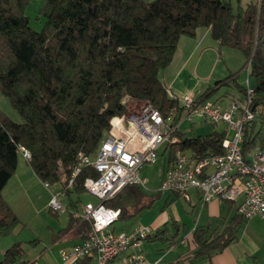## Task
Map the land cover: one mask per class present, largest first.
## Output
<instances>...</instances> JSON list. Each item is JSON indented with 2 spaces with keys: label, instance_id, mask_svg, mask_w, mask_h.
Here are the masks:
<instances>
[{
  "label": "trees",
  "instance_id": "1",
  "mask_svg": "<svg viewBox=\"0 0 264 264\" xmlns=\"http://www.w3.org/2000/svg\"><path fill=\"white\" fill-rule=\"evenodd\" d=\"M31 1L0 0V92L22 119L15 122L0 110V240L22 226L2 196L18 171L20 147L31 152L29 165L44 184L60 185L68 196L87 193L85 181L99 176L91 166L82 168L68 187L79 156L98 153L112 120L129 111L125 99L151 104L165 115L183 114L161 74L173 62L180 39L195 37L200 29H209L221 47L245 57L243 69H249L255 90V120L244 127L242 151L248 158L256 149V124L264 119V0H250L237 12L232 2L241 0H45L42 13L47 20L41 32L31 28L26 15ZM237 75L217 85L234 80L238 86ZM210 91L199 100L206 101ZM175 135L180 142L168 146L171 162L180 149L203 158L225 153L224 132ZM160 193L128 185L105 205L120 210L118 221L128 222L150 209ZM77 220L81 218L72 219L69 227ZM83 225L85 240L92 226ZM237 231L230 226L208 238L197 231L198 256L224 250ZM24 255L23 243H15L0 264H31Z\"/></svg>",
  "mask_w": 264,
  "mask_h": 264
},
{
  "label": "built area",
  "instance_id": "2",
  "mask_svg": "<svg viewBox=\"0 0 264 264\" xmlns=\"http://www.w3.org/2000/svg\"><path fill=\"white\" fill-rule=\"evenodd\" d=\"M249 85L248 81L245 102L233 100L226 109L210 100L197 105V98L191 94L180 100L186 119L198 117L214 125L227 124L233 135L224 140L223 155L203 158L176 150L162 180L161 192L180 193L188 198L190 190H197L203 205L216 198L241 199L238 212L244 220L256 217L264 220V145L256 148L248 158L242 151L244 127L255 120ZM130 102L125 99V103ZM134 105V110L129 109L112 120V128L93 158L79 156V165L68 187H73L82 168L93 167L99 176L88 178L84 186L98 203L83 206L80 217L91 224L92 232L80 244L60 250L66 263L95 257L96 264H158L148 261L141 251L144 241L153 235V229L140 225L130 232L117 233L114 225L119 220L120 210L107 207L105 202L128 185L146 187V180L141 178L144 165L156 163L158 151L166 143L180 142L175 134L184 112L180 116L175 113L165 115L148 103ZM20 152L28 162L31 161L29 150L20 147ZM64 194L61 191L51 193L49 209L55 214L67 211L61 199ZM125 253L129 255L118 263L117 259Z\"/></svg>",
  "mask_w": 264,
  "mask_h": 264
},
{
  "label": "crops",
  "instance_id": "3",
  "mask_svg": "<svg viewBox=\"0 0 264 264\" xmlns=\"http://www.w3.org/2000/svg\"><path fill=\"white\" fill-rule=\"evenodd\" d=\"M210 35L211 31L209 29H200L195 37L184 36L180 39L179 46L172 63H174L175 59L179 60L180 57L182 58V63L180 62L177 69L171 74V82L167 81L168 78L165 79L166 70L162 73L161 77L162 81L169 89V94H173L172 97H177L179 99L173 88L170 87L172 84L173 87L175 86L176 78L179 80L183 77V81L187 83V93L193 95L197 99L201 98V96L208 90H211L213 94V92L218 91L222 86L229 84L224 83L223 85L218 86L217 83L219 81L217 80L214 89L209 87L204 90V87L207 84L215 80V72L213 70L210 71L207 67L209 64L204 62L205 54L208 50H211L212 53H216V50H218L220 54H222L221 51L223 49L219 42L215 40L212 43L210 42ZM206 40H209L208 42H210L212 46L207 47L206 49L208 50L206 51L205 49L200 54L195 67L190 66V62L197 56L200 49H202V44H204ZM242 71H244V69H242ZM243 74H246L247 82L249 81V84L254 87L253 83L249 79V72L246 70ZM238 86L246 89L247 83L244 85V83L238 82ZM238 86H235L233 92L227 93L213 102L220 104L223 109L228 108L233 100L244 103L246 95L245 91H241ZM210 98L211 95L206 98V101H212ZM179 100H181V98ZM180 124L181 122L179 123V132L181 133ZM219 125L212 124L214 129L213 132H224L225 139L231 138L233 132L228 131L227 124H224L225 127L221 130L218 127ZM256 131L260 132L256 147L258 148L261 145H264V119L258 121L256 124ZM172 143H166L160 148L162 149V156L167 158L166 172L172 164L171 150L168 148L169 145H173ZM187 153L192 155V152L187 151ZM26 162L29 163L27 160ZM20 167L21 164L19 162L18 171ZM23 171L25 173L22 175L27 176L36 185V178H38L37 175L34 172H31V170L23 169ZM163 178L164 176L162 177V180ZM162 180L156 192H161L160 186ZM5 199L9 201L7 198ZM49 201L46 203V206H49ZM73 203L74 201H71L73 208L69 211V216L65 225L61 224V227H59L58 230L50 227L52 231V238L50 242H45L42 239L34 240L33 242H36L33 243V245L35 248L38 247L40 249L37 250L36 248L35 257L26 261L31 262V264H96V259L89 260V258H87L78 262L71 261L66 263L61 257V249L71 248L80 244L84 240L82 231L83 227H85L84 225H86H83V223L86 221L80 217L83 207L80 209L77 205H73ZM87 203L93 202L89 201ZM96 203H98V200ZM240 203L241 199H238L237 201H228L223 198H216L210 203L203 205L200 193L193 189L190 190L188 198L181 194L161 192L159 198L153 206L138 215L140 216L139 221L132 223V220H134L132 219L127 222L126 228L119 231L130 232L135 227L140 225L151 227L153 229V235L148 240L144 241L141 251L144 253L146 259L152 263L264 264V220L258 217L249 220L242 219L238 212ZM66 212H68V208ZM66 212H64L63 215H65ZM57 215L58 214H56V216ZM77 218H81V221L77 220L73 223L72 227H69L72 219L76 220ZM59 222L62 223L61 220H59ZM230 226L238 227V231L236 233V238L224 250L213 253L208 257L198 256L197 244L194 241V235L197 231L205 232V237L208 238ZM114 229L116 232H119L116 224ZM38 242H40V246H36ZM7 248L9 247H0V262L3 261ZM128 255V253L123 254L117 259V262L120 263Z\"/></svg>",
  "mask_w": 264,
  "mask_h": 264
},
{
  "label": "rangeland",
  "instance_id": "4",
  "mask_svg": "<svg viewBox=\"0 0 264 264\" xmlns=\"http://www.w3.org/2000/svg\"><path fill=\"white\" fill-rule=\"evenodd\" d=\"M248 3H250V0H241L240 3H238L237 1H233L232 6L234 11L237 12L240 6L246 7ZM44 4L45 0H32L27 7L26 15L30 19L31 28L36 32H41L43 30L47 20L42 13ZM209 40L211 43L214 42L212 35H210ZM208 41L206 40L204 44H202V49H200L197 56L190 62V66L195 67L200 54L207 47L212 46V44ZM207 50L208 49H206V51ZM221 53L222 54H220L218 50H216V53H212L211 50H208L205 54L204 62L209 64V66L207 67L210 71L213 70L215 72V80L207 84L204 87V90L208 89L209 87H211L212 89L215 88L217 80L223 81L227 78H231L233 76L235 77V75L237 74H239V76H236L238 82H242L244 83V85L247 83V73L243 74L244 72H246V68L244 71H242L246 62L243 54L240 51L230 47H223ZM176 60L177 59H175L174 63H172L165 71V79L168 78L167 81L171 82V74L177 69L179 63H182L181 57L179 60ZM175 80V86L173 87L172 84L170 85V87L173 88L179 99H182L185 95H188L187 83L183 81V77H181L179 80L176 78ZM235 86L236 85L234 83V80H231L229 84L222 86L218 91L213 92L210 99L212 101L218 100L221 96L233 92ZM172 96L173 94L170 93V97ZM129 104L130 109L134 110V103L130 102ZM0 110L13 121L18 123L22 122L20 115L12 106L10 100L1 92ZM186 115V112H184L180 124V131L183 134L184 138L205 136L213 132L214 129L210 122H207L200 118L186 119ZM218 127L221 130L225 127V125L220 124ZM20 164L21 167L18 173L10 180V182H8L2 196L4 199L7 198L9 200L7 201L5 199L11 205V208L21 220L23 227L21 226L13 235L1 239L0 247H11L15 243L22 242L25 250L24 260H31L35 257V249H40L38 247L35 248L32 242L34 240L40 239L45 242H50L52 238V231L50 227L58 230L59 227H61V224L65 225L69 216V211L73 208L71 205V201L76 202L77 206L81 209L89 201L96 203L97 199L89 193H85L80 197H78L76 194H71L70 196H62V203L66 208H68V212H66L65 215L62 214L63 216L57 215V217L54 212L52 213L50 211L49 206H46V203L51 199V192L60 190V185H52L49 188H46L44 183L38 178H36L37 184L35 185L31 179H29L27 176L22 175L25 173L23 169L31 170V172H34L32 171L29 163L26 162V159H24L22 154L20 156ZM166 169L167 158L162 156V149H160L158 152V161L154 164H145L141 171V178L147 181L145 187L147 193L152 194L158 190L162 177L166 173ZM59 220H61L62 223H60ZM139 220L140 216H137L136 218H134V220H132V223H135ZM116 227L118 231L126 228L127 222L119 221L116 223ZM36 246H40V242H38Z\"/></svg>",
  "mask_w": 264,
  "mask_h": 264
},
{
  "label": "bare ground",
  "instance_id": "5",
  "mask_svg": "<svg viewBox=\"0 0 264 264\" xmlns=\"http://www.w3.org/2000/svg\"><path fill=\"white\" fill-rule=\"evenodd\" d=\"M254 94H255L254 87H252L251 85H249V97L251 99H254ZM204 104H205V101H200L199 99H197V105H204Z\"/></svg>",
  "mask_w": 264,
  "mask_h": 264
}]
</instances>
